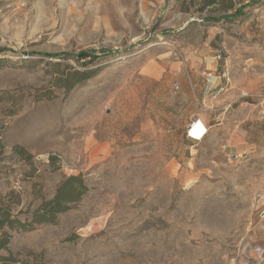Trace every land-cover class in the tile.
Returning <instances> with one entry per match:
<instances>
[{"label":"rangeland","instance_id":"rangeland-1","mask_svg":"<svg viewBox=\"0 0 264 264\" xmlns=\"http://www.w3.org/2000/svg\"><path fill=\"white\" fill-rule=\"evenodd\" d=\"M0 49V146L34 168L0 158V195L88 188L0 264H264V0H0Z\"/></svg>","mask_w":264,"mask_h":264},{"label":"trees","instance_id":"trees-1","mask_svg":"<svg viewBox=\"0 0 264 264\" xmlns=\"http://www.w3.org/2000/svg\"><path fill=\"white\" fill-rule=\"evenodd\" d=\"M205 5H211L217 0H204ZM248 5H242L233 14L223 17L225 20L241 17L245 8ZM10 52L7 49H0V54ZM12 52V51H11ZM110 51H102L99 54H109ZM37 56L50 59H69L72 58L79 62L80 60L88 59L93 61L97 59V55L91 50L82 51L75 55L70 53L56 54H37ZM1 62V61H0ZM88 63V62H87ZM86 63V64H87ZM86 65L85 63H80ZM221 71V70H219ZM222 73V72H221ZM93 76V71H73L68 76L61 80L62 87L65 90L72 89L75 85ZM3 147L0 146V158L17 160L27 167L25 173L26 178L33 177L34 168L31 162V155L20 145H14L10 148L8 155H3ZM1 160V159H0ZM88 192L83 179L80 176H70L64 179L55 189L53 197L49 200L42 201L40 205L33 211L29 208L22 210L16 209L20 205V197L18 193L10 191L5 195H0V251H8V245L11 239V232H28L41 225H53L56 223L60 214H63L71 209L73 204H76ZM0 262H9L6 257L0 256Z\"/></svg>","mask_w":264,"mask_h":264},{"label":"crops","instance_id":"crops-1","mask_svg":"<svg viewBox=\"0 0 264 264\" xmlns=\"http://www.w3.org/2000/svg\"><path fill=\"white\" fill-rule=\"evenodd\" d=\"M197 123L198 124H196V127L194 129V133H192V135L197 136L199 138L202 134V129L204 128L205 130H207L208 126H207L206 121L204 119H199Z\"/></svg>","mask_w":264,"mask_h":264},{"label":"built area","instance_id":"built-area-1","mask_svg":"<svg viewBox=\"0 0 264 264\" xmlns=\"http://www.w3.org/2000/svg\"><path fill=\"white\" fill-rule=\"evenodd\" d=\"M217 79H219V80H221V81H224V82H229V77H228V74L225 72V71H223L221 74H220V76L219 77H213V78H210L209 80V83H211V84H215V82H216V80ZM176 89H177V87H176ZM243 96H246V94H243ZM206 133V132H205ZM194 139V138H193ZM195 140V139H194Z\"/></svg>","mask_w":264,"mask_h":264},{"label":"bare ground","instance_id":"bare-ground-1","mask_svg":"<svg viewBox=\"0 0 264 264\" xmlns=\"http://www.w3.org/2000/svg\"><path fill=\"white\" fill-rule=\"evenodd\" d=\"M195 127H196V123H193V125L190 127L192 133H194V129H195Z\"/></svg>","mask_w":264,"mask_h":264}]
</instances>
